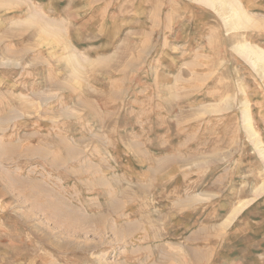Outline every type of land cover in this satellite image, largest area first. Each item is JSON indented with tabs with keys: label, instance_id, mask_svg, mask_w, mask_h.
Listing matches in <instances>:
<instances>
[{
	"label": "rangeland",
	"instance_id": "374dc122",
	"mask_svg": "<svg viewBox=\"0 0 264 264\" xmlns=\"http://www.w3.org/2000/svg\"><path fill=\"white\" fill-rule=\"evenodd\" d=\"M0 264H264V0H0Z\"/></svg>",
	"mask_w": 264,
	"mask_h": 264
},
{
	"label": "bare ground",
	"instance_id": "6f19581e",
	"mask_svg": "<svg viewBox=\"0 0 264 264\" xmlns=\"http://www.w3.org/2000/svg\"><path fill=\"white\" fill-rule=\"evenodd\" d=\"M206 1V0H205ZM211 2V1H210ZM215 4V3H214ZM213 4V5H214ZM217 4V3H216ZM212 5V6H213ZM223 7V6H222ZM239 13V12H238ZM237 16V15H236ZM236 16H234V17H236ZM238 18H239V15H238ZM242 20V19H241ZM246 47V46H245ZM244 46L242 47V51L244 50H246V52L248 51L249 52V50L247 49V48H245ZM241 53V52H240ZM250 54H253L254 55V57H256L257 59H258V54H254V53H252V52H250ZM259 58H260V56H259Z\"/></svg>",
	"mask_w": 264,
	"mask_h": 264
}]
</instances>
